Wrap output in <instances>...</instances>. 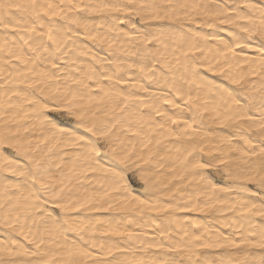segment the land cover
Masks as SVG:
<instances>
[{"label":"bare ground","instance_id":"bare-ground-1","mask_svg":"<svg viewBox=\"0 0 264 264\" xmlns=\"http://www.w3.org/2000/svg\"><path fill=\"white\" fill-rule=\"evenodd\" d=\"M8 2L27 4L31 0ZM36 2L55 5L60 4L61 0ZM69 2L70 0H64V3ZM76 2L97 4L105 0ZM147 2L159 6V18L149 13H145L144 18H141L133 13L130 19L136 25L135 28L128 19L118 27L128 33L149 30L159 36L163 32L164 35L160 36L159 41L144 44L132 37V42L129 43V38L124 32L109 31L111 24L115 23L111 17H125L126 13H79L78 15L86 16L88 28L94 30L93 34L96 31L106 33L105 39L98 42L66 32L70 38L60 45L61 51L56 53L59 56L58 67L52 69L46 61L37 64L38 68H46L55 75L49 77L44 84L31 87L33 77L26 79L21 72L26 65L32 67L33 63L48 56L50 50L55 51L56 47L46 35L40 33H46L49 25H64L66 29L84 31L83 25L77 28L75 24H70L59 16H38L31 11L17 12L13 9L11 16L0 11V130H18L21 137L31 141L32 151L29 155L40 159L53 179L58 181L62 174L69 173L74 163L77 170L85 164L83 158L76 160L75 156V153H83L85 149L67 144L58 135L53 136L54 130L47 129V122L39 119L44 110L27 101H43L69 90L82 93L83 99H78L77 103L91 109L88 113L89 120L95 119L98 126L107 124L110 134L106 138L92 137L104 147L97 154L95 171L89 170L79 178H71L69 188L72 195L95 194L99 198L104 189L118 178L113 176V172L119 170L128 176L127 171L138 173L143 169V179L137 175L141 186L135 187L141 195H145L142 186L147 180L150 185L148 195L154 205L151 208L138 205L124 199L123 195H120L119 200L112 199L118 195L112 193L110 197L101 199L93 211L81 210V213H71L94 218L92 225H89L92 230L85 228L84 232H69L68 239L64 241L54 231L55 216L50 220L48 213L43 211V205L39 209L35 207L39 201L29 195V190L23 183L24 178L13 176L12 173H0L9 176L11 180L0 184V235L11 234L14 239L25 245V235L29 239L45 241L40 249L27 245L38 252L35 256L16 255L5 251L0 252V261L34 260L45 264H59L68 258L65 254L66 248L62 245L84 246L86 243L89 246L95 243L96 248L93 251H100V255L94 257L95 259L109 260L112 264H262L264 261V248L249 243L232 244L218 239L223 232L240 241L242 234L247 235V231L251 230L247 223L242 222L243 216L238 210V205L230 209L229 205L225 204L226 210L223 212L217 211L216 208L190 212L178 210L185 201L194 202L197 196L203 199L200 194L207 189V184L202 173L215 184L247 183L253 191L260 192L258 184L254 182L228 179L229 170L236 174L249 167L246 162L260 160L259 155H245V151L251 152L253 148L259 153V145L264 143L259 127H249L253 123L259 125L260 121L222 119L218 118V113L231 112L238 107L228 95L221 96V92L228 89L233 95L241 94V99L246 100L252 107L253 114L259 116L260 106L264 103V66L260 64L259 59L264 53L261 48L264 39L243 31L236 24L217 23L214 27H208L204 22L210 17L204 15L203 10L197 15L188 6L203 5L209 10L239 6L242 14L250 11L258 13L244 7L246 0ZM255 2L264 3V0ZM186 11L190 16L185 15ZM101 23H104V27H100ZM237 23L242 24L244 21ZM153 25L165 27L153 28ZM209 33L218 35L220 39L205 40L203 35ZM231 33H236L237 36ZM112 37L119 39L112 40ZM240 38H243L242 43H250L243 49H234L236 53L242 51L243 54L233 55L228 52L226 44H234L235 40ZM37 41H43L45 45L38 53L30 48V45L35 47L34 42ZM145 48L152 51L145 54ZM10 53L21 56V60L13 58ZM27 57H36V60L28 62ZM109 57L119 59L116 63L109 64L106 62ZM146 63H151L152 70L141 72L140 67ZM210 66L214 70L210 71ZM193 71L201 76L194 77L191 74ZM105 72L109 76L115 73L116 76H123L129 81L115 85L116 88L123 89V92L113 91L105 95V92L101 91L98 85L115 84L114 80L100 78L101 73ZM202 80L213 82L216 87L209 89L201 83ZM84 84L91 87L85 88ZM217 87L220 91H217ZM105 91L108 89L105 88ZM213 97L216 110H212L213 104L210 103V110L204 111V101L212 100ZM165 99L179 102L181 107L176 108L173 103L165 104ZM198 108L200 114L193 127L202 128V131H198L193 140L180 131L184 127L183 124L174 125L168 117L175 114L190 120L192 113ZM156 109L164 115H156ZM51 115L56 116L64 125L75 127L78 123L66 114ZM79 131L91 136V133L84 129ZM233 136L235 138H232ZM249 140L251 143H248ZM194 146H198L196 151H193ZM199 147H203L204 151H199ZM216 156H222L227 163L219 164L213 160ZM193 157H199L200 161L213 160L217 166L209 169L197 168L194 162L189 163L193 161ZM135 165H139V168ZM36 187L39 188V185ZM217 195L237 198L235 192H217ZM250 198L257 204L261 200L259 194ZM109 200L111 206L107 202ZM167 204L174 207L167 208ZM55 213L63 215L58 209ZM251 219L254 221L251 227L254 228L258 227L264 218L254 216ZM96 220L103 223H96ZM6 222H11L12 227H6ZM126 231L132 232L131 238L115 234ZM193 235L199 236L200 239L193 240ZM54 237L58 243L51 242ZM205 243L214 246H200ZM101 244L104 245L102 249ZM74 258L83 260L84 264H92L93 259Z\"/></svg>","mask_w":264,"mask_h":264},{"label":"snow or ice","instance_id":"snow-or-ice-1","mask_svg":"<svg viewBox=\"0 0 264 264\" xmlns=\"http://www.w3.org/2000/svg\"><path fill=\"white\" fill-rule=\"evenodd\" d=\"M191 8L193 13L199 15L201 10H203V14L210 17L206 23L208 27H214L218 24H236L237 27L241 28L243 31L250 33L251 35H257L261 39H264V3L257 4L255 0H246L244 5L245 8L254 10L250 12L241 13L239 10V6L228 8L224 6L221 9L217 10H209L206 6L193 4L188 6ZM159 6L148 3L147 0H116V2L109 3L107 0L103 3L97 4H85L76 2V0H70L69 3H64V0H61L60 4H41L37 3L36 0H31L30 3L20 4V3H11L8 0H0V11L5 12L6 15L11 16L13 13L11 10L19 11H31L36 15L43 14V16H59L62 19H65L70 24H75L77 28L83 25L84 31H77L76 29L65 28L64 25H49V30L44 33H40V35H46L47 39L51 41L56 47L55 51H49L48 56L43 57L37 61V63H33L32 67H25L24 71L21 72V75L25 76L27 79L29 76H32L30 87L33 85H42L46 82V80L54 76L55 73H50L46 68H38L37 64H43L45 61L50 64L52 69L58 67L57 60L59 56L56 54L60 52V45L62 43H66V41L70 38L66 35V32H71L72 35L75 36H85L87 39H92L93 41L102 42L106 33L96 31L93 34V29L88 28V20L86 16L78 15L79 13H88V12H100V11H110L116 13H126L127 16H113L111 20L115 21L109 27V31L115 32H124L123 28L118 27V25L124 24L125 19H128V22L133 24L135 28L136 25L131 21L130 17L134 13L136 15L144 18L145 13H149L153 16L158 17ZM69 13H72L71 15ZM185 15L190 16V14L186 11ZM237 21H244L242 24H238ZM8 25L6 24L5 27ZM100 27H104V23L100 24ZM153 28H164L163 25H153ZM223 30V29H222ZM231 31V30H229ZM124 34L129 38L127 42H132V37H136L141 43L151 44L154 40L159 41L160 36L164 35L163 32L160 35H156L152 31L144 30L137 31L135 33L124 32ZM233 36H237L236 33H231ZM205 40L212 39H220V37L216 34L209 33L207 35H203ZM112 40H118V37H112ZM240 39H236L234 44H226L227 51L232 52L233 55H242L241 53H236L234 51L235 48L243 49L244 47L249 46V42L242 43ZM35 47L30 45V48L33 52H37L41 48H44L43 41L34 42ZM75 43V41H73ZM261 48L264 49V45H261ZM197 50L202 51V49L197 48ZM152 50L149 48H145L143 52L145 54L151 52ZM13 58L17 60H21V56L16 55L15 53H10ZM119 58L112 59L111 57L106 59V62L109 64L116 63ZM260 64L264 66V53L260 56ZM28 62H33L36 60V57H27ZM136 63V62H134ZM141 72L143 71H151V63H146L140 67ZM209 70H214L211 66ZM194 77H200L201 74L193 71L191 73ZM230 75V73H226ZM103 80L115 81V84H109L106 86H100L101 91L105 92V95H109L113 91L116 93L123 92V89L116 88L115 85L128 83L123 76H116L115 73L109 76L106 72L101 73L100 76ZM201 83L211 89L212 87H216L213 82H209L208 80H202ZM83 87L90 88L91 86L84 84ZM141 87H143L141 85ZM105 88L108 91H105ZM147 91L148 89H144ZM217 91L220 89L217 87ZM15 94V93H14ZM228 95L232 103L237 105L236 109L231 110V112L224 111L218 113V118L222 119H238L242 121H253L259 120V125L255 123L249 125V127H259L260 135L264 137V103L260 106V114L259 116L253 114L252 107H250L246 100L241 99V94L233 95L228 89H224L221 92V96ZM139 98V97H137ZM78 99H83L82 93H77L74 90H69L66 93H63L59 96L49 97L44 99L43 101L39 99H29L27 102L30 104L37 105L40 109L44 110V113L39 117L42 121H46V128L53 131V136H59L62 138L67 144L72 146H76L79 148H84L85 152L83 153H75L76 160L84 159L85 164L80 167L79 170L74 166L69 170L67 175H61L60 179L57 181L53 179L52 174H50L44 167L42 161L38 158L30 156L29 153L32 151L31 141H28L25 137H21L19 135L18 130H12L9 128L0 130V173H12L13 176H21L23 177V183L27 186L29 190V195L36 201H39L35 205L36 208H40L41 205L44 206L43 211L48 213V218L51 220L53 216H55L54 220V231L57 236L62 238L64 241L68 239L67 233L69 232H84L85 228L92 230L89 225H92L94 218L83 217L82 215H71V213H81V210L84 211H93L97 204H100V200L104 197H110L112 193H117L118 195L112 197V199L119 200L120 195H123L124 199L129 200L131 202H135L138 205H142L145 207H154L152 203V198L148 195L150 192V185L148 181H144V185L142 186V191L145 195H141L140 191H137L135 187V178L137 175L143 179V169L140 171L134 172L131 176H126L122 171L113 172L114 177H118L114 179L109 187L104 189L101 197H97L95 194L87 195V196H73L72 191L69 188V184L71 183V178L76 177L79 178L89 170L95 171L94 164L97 163V154L102 151L103 145L99 144L98 140H93L92 137L106 138L109 137L110 128L106 124L104 126H98L95 122V119L89 120L88 113L91 109H86L83 104L77 103ZM215 97L212 100L204 101V111H209L208 105L213 104L212 110L215 111ZM165 104L173 103L176 108H180L181 104L179 102H174L169 99L164 100ZM187 103V101H185ZM191 111V107L189 108ZM52 113H62L66 114L68 117L74 118L78 123L75 127L71 125L61 124L59 119L51 115ZM199 108L197 111L192 113V118L184 119L181 116L172 115L169 116L168 119L172 124H183L184 127L180 129L184 134L188 135L191 139L195 140V134L198 131H202V128H195L193 125L197 122V117L199 116ZM156 115L162 116V113L159 109H156ZM202 123V122H201ZM164 125H161L163 127ZM114 127V125H112ZM79 129H84L86 132L91 133V136H87L84 133L80 132ZM232 138H235L233 136ZM251 143V140L248 141ZM198 146L193 147V151L197 150ZM259 153L256 152V149L253 148L251 152L245 151V155L248 156H260L259 161H250L246 162L249 164V167L241 170L240 172L233 174L231 170H229L228 179L237 180V181H248L254 182L258 184L260 192L257 193L253 191L247 183H234L228 185H219L212 183L208 180L205 174H201L204 177L205 183L207 184V189L202 191L200 195L203 196V199H200L199 196L193 202L192 200L185 201L182 206L179 207V211L190 212L205 209L216 208L217 211L223 212L225 211V204L229 205V208H236L237 205L238 210L241 212L243 216L244 223H247L250 226L249 231H247V235L242 234L243 238L240 241H236L232 239L229 234L220 233L218 239L224 242H229L232 244L236 243H249L255 246H259L264 248V219L259 223L258 227H251L254 224V221L251 217L260 216L264 218V143L259 145ZM199 151L203 152L204 148L199 147ZM191 155V153H189ZM213 160L218 161L219 164H226L227 162L223 159L222 156H216ZM213 160L200 161L199 157H193L194 166L202 169H209L216 167L217 165L213 162ZM26 161V162H25ZM258 165V167L256 166ZM139 168V165H135ZM11 182L9 176H5L0 174V184ZM39 185V188L36 186ZM43 190V191H41ZM217 192H235L237 194V198L231 197H220L217 195ZM240 193H246L247 195L241 196ZM260 195L261 200L259 204L255 200H252L250 197L255 195ZM231 201V203H229ZM111 206V200L107 201ZM219 205V207H218ZM103 207V205H100ZM167 208L174 207L172 204L165 205ZM59 210L63 215H58L55 213V210ZM98 210V209H96ZM249 214H251L249 216ZM87 222V223H86ZM96 223H103V221L96 220ZM84 227H81V225ZM6 227H12L11 222H6ZM117 235H127L128 237H132V232H116ZM248 237H253V239H248ZM84 237H82L83 239ZM193 240H199L200 237L193 235ZM24 240L27 241V245H34L36 249H40L41 245L45 243L43 239L37 241L35 239H29L28 236H24ZM52 243H58L55 237L51 241ZM27 245L21 243L19 240L14 239L11 234L0 235V252H9L10 254L16 255H25V256H35L38 252L33 251L32 248ZM66 248V256L67 259H64L59 262V264H84L83 260H77L74 257H84V258H93L92 264H112V261L104 260V259H95L94 257L100 255V251H93L96 248L95 243H92L89 246L87 243L84 246H78L73 244L71 247H67V245H62ZM162 246V245H161ZM195 246V245H194ZM202 247H210L214 246L212 244H202ZM218 246V245H215ZM104 247L103 244L100 245L102 249ZM119 250V249H118ZM110 251V249H109ZM0 264H45V262L34 261V260H8V261H0ZM264 264V261H262Z\"/></svg>","mask_w":264,"mask_h":264},{"label":"rangeland","instance_id":"rangeland-1","mask_svg":"<svg viewBox=\"0 0 264 264\" xmlns=\"http://www.w3.org/2000/svg\"><path fill=\"white\" fill-rule=\"evenodd\" d=\"M100 144L103 145L102 143H100ZM127 172H128V176H131L135 171H127ZM135 186H136V187H140V186H141V184H140V182H139L137 176H136V178H135Z\"/></svg>","mask_w":264,"mask_h":264}]
</instances>
